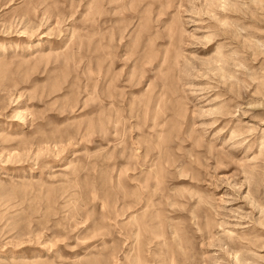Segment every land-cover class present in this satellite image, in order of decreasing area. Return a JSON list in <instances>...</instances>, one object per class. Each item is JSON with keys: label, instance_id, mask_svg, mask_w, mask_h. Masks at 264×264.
Masks as SVG:
<instances>
[{"label": "rangeland", "instance_id": "obj_1", "mask_svg": "<svg viewBox=\"0 0 264 264\" xmlns=\"http://www.w3.org/2000/svg\"><path fill=\"white\" fill-rule=\"evenodd\" d=\"M0 264H264V0H0Z\"/></svg>", "mask_w": 264, "mask_h": 264}]
</instances>
